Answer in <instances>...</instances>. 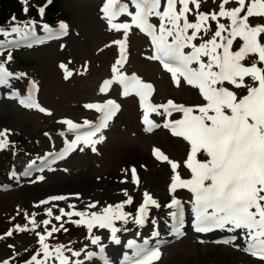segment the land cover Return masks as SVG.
I'll return each mask as SVG.
<instances>
[{"label": "rangeland", "instance_id": "374dc122", "mask_svg": "<svg viewBox=\"0 0 264 264\" xmlns=\"http://www.w3.org/2000/svg\"><path fill=\"white\" fill-rule=\"evenodd\" d=\"M220 3L221 0H201L200 11L218 12ZM37 5H46L45 0H29V11L36 9ZM99 5L98 0H63L59 21L68 26L67 34L63 38L38 43L32 47L25 46L21 41L15 44L17 48L13 45L11 49L5 46L0 50V62L6 60L10 53L12 60L8 62L7 67L14 73H27L23 79H10L9 86H0V130H11L12 135L9 140L16 141L13 145L12 163L16 169H20L17 181L12 175L8 174L6 178L0 173V183L6 180L14 186L11 190H3L0 187V237H2L0 261L8 260L9 264H20L26 258L30 260L40 248L35 233L44 234V225L41 221L50 219L49 230L53 224L59 228L63 223L67 231L62 229L54 233L48 238L47 243L50 246L63 244L73 251H82L81 257L72 259L83 260L84 264H106V262L117 264L121 255L133 250L127 247L128 241L135 240L137 244H143L144 240L148 239L149 242L154 243L153 231H158L160 239L166 240L162 246L161 257L155 264H264L240 250L245 246L240 230L237 232L219 230L201 235L186 227L182 231L183 234L177 236L169 229L171 227L169 212L172 209L167 207V201L173 197L177 198L176 194L169 190L174 173L167 162L159 164L153 160L150 147L154 144L160 146L169 159L179 162L180 167L177 171L181 174L186 173L184 162L190 151V145L183 138L172 137L160 129L150 133L143 131L138 122L136 95L123 96L119 83H113L106 92L100 91L104 81L112 79V67L120 58L119 45L114 41L123 39L125 33L124 30L110 28L99 11ZM236 6L234 2H230L226 7ZM177 7L179 8V5ZM189 20L194 22L195 16L189 14ZM11 22L24 26L22 25L24 21L11 20ZM124 22L127 21L123 20L121 23ZM219 22L225 25L230 23L227 18H219ZM208 23L211 30L204 39H209L216 30L215 21ZM57 24L60 26L61 23ZM250 24L264 25V18H250ZM4 28L10 30V27ZM35 32L48 33L39 24L35 25ZM127 36L125 63L120 70L123 73L138 72L145 80L151 81L156 87L154 96L156 102L172 98L178 104L186 106L206 103L197 88L183 82L177 87L170 73L148 59L151 55L143 37L136 34L132 28ZM12 38V35L5 37L0 34V41H9ZM261 40L264 42V34ZM199 42L197 40V43ZM241 43L242 41L237 38L233 50H238ZM256 59L255 56H249L244 63L248 66ZM61 64L66 65L73 72L70 78L65 79ZM33 81L37 85L35 91L37 103L51 115L41 113L35 108H25L20 104V99L28 95ZM246 83L255 86V82L250 78H246ZM225 86L231 88L230 85ZM232 90L238 97L247 94L246 88H232ZM107 98H115L120 107L116 116L109 122V127L103 130L105 140L96 145L97 152H92L90 147L81 146L84 147L83 152L76 150L53 168L27 179L25 173H30L33 165L49 153L62 148L66 139H73V132H68L67 125L62 121L91 120L93 113L85 105L91 100ZM61 132L65 135L62 136ZM198 159L203 161L208 157L200 152ZM133 167L137 172L138 185L133 181L131 171ZM40 176H44L45 179L39 180ZM188 176L191 174L188 173ZM125 190L132 197L133 203L125 204L123 210L131 213L132 216L136 215L137 209L143 203L145 191L157 200L160 207L149 206L148 218L143 226L134 224L131 218L127 224L116 221V227L127 229L117 233L119 244L112 241L110 230L96 227L93 228L91 235L100 236L101 241L99 245H93L86 226L65 222L68 221V217L56 221L54 216L59 215L57 208H53L52 218L46 216L45 210L52 205L36 207L42 200L63 195L68 199L53 204L66 211H71L68 208L69 204L75 205V210L83 211L92 202L99 203L97 208L90 211H100L107 205L124 202L127 199ZM179 199L185 209L191 204L189 199V201L181 197ZM32 214H36V221L40 227L25 232L16 230L17 225L21 227L27 225L31 229L29 217ZM78 219L80 218L76 216L71 218L73 221ZM10 230L13 231V235L6 236L5 234ZM220 235L228 239L236 236L237 239L230 244L214 243L213 237ZM101 246L104 247L102 256L99 251ZM88 251L97 255L87 260L85 253ZM65 254L71 255L68 252Z\"/></svg>", "mask_w": 264, "mask_h": 264}, {"label": "snow or ice", "instance_id": "6c2138e0", "mask_svg": "<svg viewBox=\"0 0 264 264\" xmlns=\"http://www.w3.org/2000/svg\"><path fill=\"white\" fill-rule=\"evenodd\" d=\"M230 2L237 6L227 8ZM21 3L24 5V12L27 13L29 0H21ZM47 3H51V0H47ZM130 3L134 11L130 10L129 3L122 0H105L101 8L110 28L124 30L125 35L123 39L114 41L119 45L120 58L112 67V79L104 81L100 91L106 92L113 83H119L123 88V96L135 94L139 97L143 108L142 122L146 126L145 131L151 132L161 126L149 118L150 113H155L164 117L162 125L164 128L169 129L173 136L183 138L190 145L184 162L185 167L191 172L189 179H183L179 175L177 171L180 167L179 162L169 159L160 149H154L153 154L157 160L170 164L173 170L170 192L187 189L193 194L191 204L194 230L198 233H209L218 229L228 232L240 230L245 241V246L240 250L264 260V66H258L264 65V42L261 40L264 25L250 24V18H264V0H221L219 11L209 13L200 11L201 0H130ZM36 7L42 17L46 5ZM189 14L195 16L194 22L189 20ZM122 15L130 17L131 23L114 22ZM151 18H157L159 23L153 24L150 22ZM219 18H227L230 23L228 25L220 23ZM12 20L15 21L16 18L12 17ZM209 21L216 22V30L209 39H204L211 30ZM35 25L36 21L32 20L23 27L14 25L10 30L0 28V34L5 37L16 34L18 38H31L36 43H43L45 39H52L56 35L47 24H44L43 28L48 32V36L37 37ZM133 26L151 38L154 51L148 59L159 61L171 74L177 87L183 79L188 85L197 88L206 103L192 106L177 104L173 100L159 105L150 103L153 85L144 82L136 74L127 75L120 70L126 58L127 34ZM67 29L68 26L61 23L58 35H66ZM237 38L242 43L238 50H233ZM197 40L200 42L197 43ZM6 43L15 45L16 41H0V50ZM249 56H255L257 59L246 66L244 61ZM11 60L12 55L9 53L6 60L0 62V86H9L10 79L20 80L27 76V73L11 71L7 67ZM60 67L64 70L65 79L73 75L66 65L61 64ZM246 78L255 82V86L247 84ZM225 85H230L231 88ZM232 88H246L247 94L238 97ZM36 90L37 85L33 81L28 95L20 99V104L25 108H35L41 113L51 115L37 103ZM85 107L101 113L99 122L92 124L86 120L84 125H80L71 120L62 121L67 125L68 132L76 133L75 138L66 139L65 147L59 153H49L52 157L50 163L63 160L76 150L83 152L84 147H90L92 152H97L96 145L105 140L102 132L109 127V122L116 116L120 106L115 101L108 100L102 104L89 103ZM173 113H181L182 117L177 120L169 119ZM85 126L88 130L81 131ZM11 135L10 129L0 130V150L10 146ZM61 135L65 133L61 132ZM200 152L208 159L203 161L198 159ZM48 163L45 161V165ZM131 171L133 181L138 185L135 167ZM38 179L42 181L45 177L40 176ZM124 194L127 196L124 202L107 205L100 211H90L97 208L99 202L88 204L83 211L75 210L76 206L69 204L68 208L71 211H66L53 204L68 199L63 195L42 200L36 207L52 205L45 210L46 216L52 218L53 208H57L59 215L54 216L56 221L68 217V221L65 222L86 226L93 245H99L101 241L100 236L91 235L93 228L96 227L110 230L112 241L119 244L117 233L127 229L116 227V221L127 224L131 218L134 224L143 226L148 218L149 206L160 207L157 200L145 191L143 203L137 209L136 215L132 216L123 209L125 204H132L133 199L126 190ZM167 207L172 209L169 216L173 221V234L180 236L183 234L181 229L184 226V206L179 199L173 197ZM25 215L28 216L27 213ZM73 216L80 219L73 221L71 220ZM29 220L31 229L27 225L24 227L17 225L16 230L25 232L40 227L36 221V214H32ZM41 223L44 225V234L35 233L40 248L26 264H84L83 260L72 259L81 257L82 251H73L63 244L50 246L47 243L48 238L54 233L62 229L67 231L63 223L59 228L53 224L50 230L48 228L51 224L50 219H44ZM5 235L10 237L13 231L10 230ZM159 235L158 231L152 233L153 237ZM236 239V236H232L219 242L230 244ZM127 247L133 249V253L131 256L126 254L122 264H155L161 255L158 247H149L148 239H145L143 244L130 240ZM237 247L239 248V245ZM99 251L102 256L104 247L101 246ZM66 252L71 255H66ZM96 255L97 253L88 251L85 258L91 260ZM0 264H9V261L3 260Z\"/></svg>", "mask_w": 264, "mask_h": 264}, {"label": "trees", "instance_id": "16d2710c", "mask_svg": "<svg viewBox=\"0 0 264 264\" xmlns=\"http://www.w3.org/2000/svg\"><path fill=\"white\" fill-rule=\"evenodd\" d=\"M62 1L51 0V3L45 8L43 15L47 22H54L62 14ZM21 0H0V26H5L12 16L18 20L24 19ZM31 16L37 17L36 9L30 10ZM12 163V147L4 149L0 154V172L4 173Z\"/></svg>", "mask_w": 264, "mask_h": 264}]
</instances>
